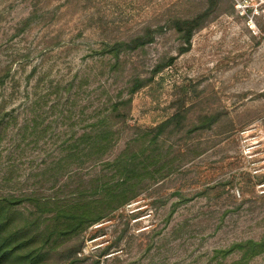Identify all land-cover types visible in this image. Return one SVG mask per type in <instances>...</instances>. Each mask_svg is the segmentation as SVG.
<instances>
[{
	"label": "rangeland",
	"instance_id": "rangeland-1",
	"mask_svg": "<svg viewBox=\"0 0 264 264\" xmlns=\"http://www.w3.org/2000/svg\"><path fill=\"white\" fill-rule=\"evenodd\" d=\"M205 6L0 0V197L26 216L38 199L96 200L103 185L135 194L70 237V264H264V252H225L264 237V37L220 0L179 53L169 19ZM145 30L151 41L116 50ZM182 104L185 121L159 140L164 169L124 181L114 159ZM204 112L217 123L190 131Z\"/></svg>",
	"mask_w": 264,
	"mask_h": 264
},
{
	"label": "trees",
	"instance_id": "trees-1",
	"mask_svg": "<svg viewBox=\"0 0 264 264\" xmlns=\"http://www.w3.org/2000/svg\"><path fill=\"white\" fill-rule=\"evenodd\" d=\"M220 0H206L203 10L189 17H173L169 25L178 33L184 46L179 53L189 49L191 37L197 29L201 28L206 20L216 12ZM152 40V32L145 30L127 42L114 45L136 48ZM114 47V48H115ZM172 59L162 65H156L152 73L169 65ZM144 85L142 80L134 84L132 91ZM146 85V84H145ZM184 104L177 107L162 122L142 132L143 138L134 140L139 142L140 148L129 152L124 151V158L114 159L117 170L128 176L137 175L154 177L167 164L168 151L159 146L161 134L169 127H178L183 124L187 115ZM215 113H201L197 121L191 122L190 131L209 129L217 123ZM98 188V186H97ZM101 196L96 200H82L79 197L64 202H49L36 200L38 213H29L24 216L15 208V199L10 196L0 197V264H70L76 253V248L69 247L71 236H76L87 226L100 221L108 214L111 207L128 203L135 194L129 191L132 186L128 183L121 187L101 186ZM99 189V188H98ZM207 189V188H205ZM45 209H50V215L42 216ZM21 217V218H20ZM20 218V220H19ZM239 251L242 262L264 252V237L259 240L245 239L233 242L225 252ZM241 262V263H242Z\"/></svg>",
	"mask_w": 264,
	"mask_h": 264
},
{
	"label": "built area",
	"instance_id": "built-area-1",
	"mask_svg": "<svg viewBox=\"0 0 264 264\" xmlns=\"http://www.w3.org/2000/svg\"><path fill=\"white\" fill-rule=\"evenodd\" d=\"M235 15L253 34L264 37V0H230ZM262 28V29H261Z\"/></svg>",
	"mask_w": 264,
	"mask_h": 264
}]
</instances>
